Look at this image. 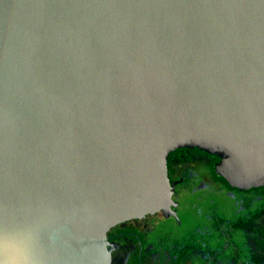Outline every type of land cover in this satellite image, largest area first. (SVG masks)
I'll list each match as a JSON object with an SVG mask.
<instances>
[{
	"label": "water",
	"instance_id": "1",
	"mask_svg": "<svg viewBox=\"0 0 264 264\" xmlns=\"http://www.w3.org/2000/svg\"><path fill=\"white\" fill-rule=\"evenodd\" d=\"M184 148L264 186V0H0V261L110 264Z\"/></svg>",
	"mask_w": 264,
	"mask_h": 264
},
{
	"label": "flooded vegetation",
	"instance_id": "2",
	"mask_svg": "<svg viewBox=\"0 0 264 264\" xmlns=\"http://www.w3.org/2000/svg\"><path fill=\"white\" fill-rule=\"evenodd\" d=\"M175 151L167 158L168 178L174 186L171 210L159 208L111 226L106 233L110 264H241L237 262L239 258L243 259L242 264L264 263V186L232 187L216 175V155L197 148H184L178 154ZM209 169L213 178L207 174ZM182 192H203L191 205L199 212L197 203L204 206L209 193L232 197L237 205L234 214L240 217H219L215 226L211 221V227L208 222L196 227L195 236L187 231L178 237L177 229L175 232L172 227L181 226L178 211ZM188 203L183 201L186 208ZM210 215H206V220H212ZM211 231H216L217 240L210 247L203 236Z\"/></svg>",
	"mask_w": 264,
	"mask_h": 264
},
{
	"label": "rangeland",
	"instance_id": "3",
	"mask_svg": "<svg viewBox=\"0 0 264 264\" xmlns=\"http://www.w3.org/2000/svg\"><path fill=\"white\" fill-rule=\"evenodd\" d=\"M180 150L181 149L176 150L174 154H178ZM207 171H208L207 174H209V176L213 178L214 175L212 174V171L210 169ZM202 193L203 192H200L197 195H193V194H189V193L187 194V193L182 192L180 194L179 196L180 210L178 209L179 210L178 217L180 219L181 226L172 227L175 232H176L175 229H177L178 235H179V236L177 235L178 237L183 236L187 231H189L192 235H194L195 234L194 230L196 229V227H198L199 225L205 224L204 222H208V227H211L212 222H213V225L215 226V223L218 224L219 222V217H224V218H221L223 220L227 218L237 219V217L238 218L240 217L239 214H237V216L234 214L237 205H236V202H234L233 198L232 197L225 198L217 193H209L207 196V203L204 206L203 204L198 205L197 203V207L201 209L200 212L198 211V209L196 210L195 207H191V205L196 202L195 201L196 196H200ZM183 201L189 202L188 208L185 207V205L183 204ZM193 208H195V211L193 210ZM196 215H198L199 217H197ZM206 215H210V218L212 216V220H206ZM171 225H173V223ZM216 231H211V234L207 233L205 236H203V239H205L210 244V245L208 244L210 247L212 244H214L213 242H216L217 240ZM236 237H237V234H236ZM237 262L242 264L243 259L239 258Z\"/></svg>",
	"mask_w": 264,
	"mask_h": 264
},
{
	"label": "clouds",
	"instance_id": "4",
	"mask_svg": "<svg viewBox=\"0 0 264 264\" xmlns=\"http://www.w3.org/2000/svg\"><path fill=\"white\" fill-rule=\"evenodd\" d=\"M0 264H4V262L0 261ZM7 264H33V261L31 256L28 255L20 259L9 260Z\"/></svg>",
	"mask_w": 264,
	"mask_h": 264
}]
</instances>
